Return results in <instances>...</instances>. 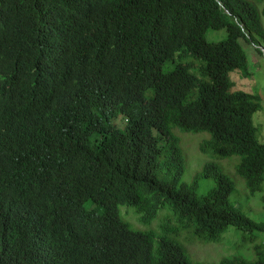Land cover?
<instances>
[{
    "label": "trees",
    "instance_id": "1",
    "mask_svg": "<svg viewBox=\"0 0 264 264\" xmlns=\"http://www.w3.org/2000/svg\"><path fill=\"white\" fill-rule=\"evenodd\" d=\"M208 27L226 34L209 40ZM240 38L264 39L251 0H0V264H202L174 237L183 228L205 240L229 223L264 232L214 160L179 180L175 128L206 130L201 150L238 155L245 187L262 188L260 95L229 77L247 74ZM175 54L198 64L162 69ZM198 175L214 179L202 195ZM121 203L158 223L134 228ZM254 249L216 264H264Z\"/></svg>",
    "mask_w": 264,
    "mask_h": 264
},
{
    "label": "rangeland",
    "instance_id": "2",
    "mask_svg": "<svg viewBox=\"0 0 264 264\" xmlns=\"http://www.w3.org/2000/svg\"><path fill=\"white\" fill-rule=\"evenodd\" d=\"M251 1L256 4L260 11L261 23L264 28V14L261 13L264 0L260 2H256L255 0ZM225 34L226 31L224 27H208L205 32V36L209 40L220 39L224 37ZM240 42L247 54V74L242 73L238 69H232L229 71V77L233 82L234 88L259 93L261 105L259 109L253 112L252 119L257 125L258 137L264 140V39H259L258 42L255 43L240 38ZM178 60L183 62L194 60L198 64V59L193 58L190 54H185L182 58H178L175 54V58L172 60H165L161 64V68L169 69L174 62ZM197 64L192 65L194 71H196ZM116 122L122 124V116L116 118ZM175 132L179 136L180 146L184 157V170L179 178L180 181L190 183L195 178V175L201 171L205 161L214 160L234 181V189L229 194V199L232 203L252 218L264 220V199L262 197L264 195V182L262 183V188L254 193L248 191L245 187L243 178L236 171L235 166L239 159L238 155L233 154L224 158L212 159L208 152L202 151L200 148L201 141L209 136L208 131H186L175 128ZM213 184L214 179L212 177L198 175L195 180L196 194H204ZM125 207H130L133 211L135 210L132 206H128L126 203L118 205L121 216L123 217L124 215L129 219L128 221L134 228L140 229V227L144 226H146L144 228H153L152 225L156 226L159 221L155 220L152 222V225H150V221L144 225L132 210L128 208L124 209ZM166 213L167 207L164 205L158 210L155 217H166ZM183 229L185 231H180V233L174 235V237L183 244L188 256L194 262L216 264L223 256L232 255L254 259L257 256L254 249L256 243L260 244L264 250V232L262 231L253 230L252 232H249L229 223L217 240H205L202 237L193 234L191 229ZM186 229H189L190 231Z\"/></svg>",
    "mask_w": 264,
    "mask_h": 264
}]
</instances>
